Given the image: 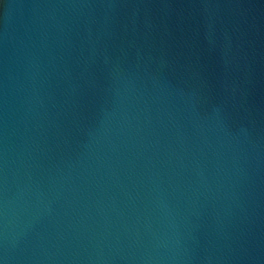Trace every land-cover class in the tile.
Wrapping results in <instances>:
<instances>
[{"label": "water", "instance_id": "1", "mask_svg": "<svg viewBox=\"0 0 264 264\" xmlns=\"http://www.w3.org/2000/svg\"><path fill=\"white\" fill-rule=\"evenodd\" d=\"M0 264H264V0H0Z\"/></svg>", "mask_w": 264, "mask_h": 264}]
</instances>
